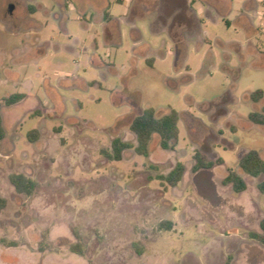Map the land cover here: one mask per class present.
Wrapping results in <instances>:
<instances>
[{"label":"rangeland","instance_id":"obj_1","mask_svg":"<svg viewBox=\"0 0 264 264\" xmlns=\"http://www.w3.org/2000/svg\"><path fill=\"white\" fill-rule=\"evenodd\" d=\"M204 11L202 0H0V264H264L251 238L264 236L263 178L242 174L240 193L222 183L264 150L248 119L264 106V34L252 52L221 46L245 33L213 30ZM148 107L178 112L172 149L154 135L147 157H106L115 138L136 145L129 125ZM197 151L222 164L193 173ZM177 162L183 178L168 187L160 177ZM11 175L34 191L17 193Z\"/></svg>","mask_w":264,"mask_h":264},{"label":"trees","instance_id":"obj_2","mask_svg":"<svg viewBox=\"0 0 264 264\" xmlns=\"http://www.w3.org/2000/svg\"><path fill=\"white\" fill-rule=\"evenodd\" d=\"M263 97V92L257 90L250 95L252 102H258ZM23 99L22 94H14L6 100L7 105L15 104ZM250 122L256 125H264V106L260 112H253L248 115ZM179 114L175 110H170L168 113L162 116H156V110L153 107L145 108L139 115L133 118L129 125L130 131L133 133L136 139V145H132L123 142L120 138H115L111 142V153L106 154L109 159L120 161L122 154L125 150L133 149L134 152L143 157L149 155L148 145L154 135L159 137V146L162 150L172 149L171 143L177 141L179 135ZM39 136L38 131L30 133L29 139L34 141ZM5 133L2 127L0 118V142L4 139ZM193 166L191 168L193 173H197L202 170H210L215 165L222 164L220 159L216 161L209 160L205 154L197 151L193 156ZM239 172L228 171L227 175L223 179V185H230L235 193H240L246 190V182L242 177L246 175L251 178H264V160L261 158L258 151L252 149L242 154L238 162ZM185 172V167L181 162H177L174 168L166 175L161 176L160 179L166 183L168 187H175L181 182ZM9 182L19 194L30 195L36 184L33 180L25 178L23 175H11ZM257 190L264 195V179H262L258 185ZM6 200L0 198V208H4ZM169 226V225H168ZM264 229V221L261 224ZM257 242L264 245V236L257 237L252 236ZM78 246L72 247V251L79 253ZM230 257H228V261ZM227 262L226 264H228Z\"/></svg>","mask_w":264,"mask_h":264},{"label":"crops","instance_id":"obj_3","mask_svg":"<svg viewBox=\"0 0 264 264\" xmlns=\"http://www.w3.org/2000/svg\"><path fill=\"white\" fill-rule=\"evenodd\" d=\"M118 1L123 2L124 0H117V2ZM202 1L205 9L206 22L211 25L213 30L229 34L230 29L234 28L237 36L241 32L245 33V39L240 40L241 42H238L235 38L223 40L219 37H215L216 42L221 44V46L234 45L241 51H243L242 47L244 46V51L247 53L252 52L253 48L255 49L260 44V35L264 34V0H241L240 2H235V0ZM110 6L111 3L107 1V3L102 4L101 9L102 17H105L108 21L107 25L110 23L114 24V26L111 25L108 30L107 44L116 43L115 41L117 40L115 37L119 35V26L116 25L115 27V18L111 13L104 11L106 7L110 8ZM185 11H187L186 4ZM189 14H191V12H189ZM124 21L126 24L131 23V21L127 19H124ZM206 37L207 40H209L207 33ZM258 127H261V133L264 134V125L254 124L253 129L257 131ZM259 154L264 160V150L263 153L259 152Z\"/></svg>","mask_w":264,"mask_h":264}]
</instances>
